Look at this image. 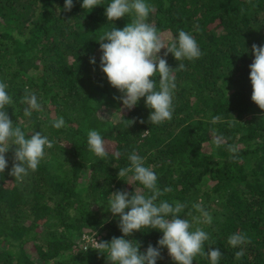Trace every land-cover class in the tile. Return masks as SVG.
Masks as SVG:
<instances>
[{"label":"trees","instance_id":"16d2710c","mask_svg":"<svg viewBox=\"0 0 264 264\" xmlns=\"http://www.w3.org/2000/svg\"><path fill=\"white\" fill-rule=\"evenodd\" d=\"M110 2L100 0L89 10L81 7L83 0H73L65 12V0H0V82L13 100L8 115L26 135L40 132L53 144L23 183L8 174L13 150L6 153L0 264H107L106 252L85 250L81 239L91 234L110 242L122 236L108 203L117 190L142 187L118 177L133 151L153 168L161 190L172 188L160 199L185 203L181 217L209 234L205 252L219 248L218 264H264V111L251 100L249 79L251 46H264V0H146L153 8L146 22L163 36L190 33L202 52L193 61L167 56L171 68L184 63L185 70L174 73L172 119L159 125L148 121L144 98L121 113L123 105L114 99L121 94L100 70L98 42L112 27L105 16ZM130 20L126 16L113 26L122 29ZM153 79L158 87L159 74ZM25 89L41 104L31 117L24 116ZM217 115L221 120L213 124ZM60 117L65 126L56 129L52 124ZM213 128L225 137L219 147L212 143ZM89 130L103 137L106 156L89 150ZM229 145L237 146L234 155ZM198 202L211 214L210 225L193 220ZM236 233L250 243L230 246L228 238ZM161 237L143 229L128 239L143 253ZM237 251L244 252L239 259ZM161 255L157 264H174L166 248ZM193 264L211 262L198 255Z\"/></svg>","mask_w":264,"mask_h":264},{"label":"clouds","instance_id":"9594fccd","mask_svg":"<svg viewBox=\"0 0 264 264\" xmlns=\"http://www.w3.org/2000/svg\"><path fill=\"white\" fill-rule=\"evenodd\" d=\"M99 4L100 0H83L81 7L92 10ZM73 7V0H65V12H70ZM151 11L153 8L146 0H111L105 7V16L112 27L104 32L98 42L102 53L99 67L110 86L121 94L114 97L123 105V109L119 110L121 113L124 109L132 110L144 98L145 106L150 110L148 121L159 125L172 119L176 89L174 73L185 70L184 63H178L175 69L171 68L167 56L171 54L176 61H193L200 58L202 52L195 38L184 30H180L178 36H163L158 32L154 25L146 22ZM126 16H130L131 20L125 27L120 29L113 26L114 21ZM162 49L166 51L159 55ZM251 52L254 56L249 76L251 100L264 111V46L252 44ZM89 62L95 65V57H91ZM157 73L158 87L153 79ZM7 88L6 83L0 82V174L9 166L6 153L11 149L13 161L8 174L16 182L23 183L30 171L38 169L45 156V148L50 149L53 144L40 132L26 135L21 127L13 123L7 112L13 103ZM21 102L28 105L24 109L26 117H31L33 110L41 109L36 95L28 89H25ZM220 120L221 117L217 115L212 118V123ZM129 122L131 125L135 120ZM140 123L144 121L140 120ZM52 126L56 129L64 127L63 117L57 118ZM210 132L212 143L217 147L225 143V137L218 134L216 129H210ZM147 133L143 132L145 135ZM87 144L95 155H107L105 141L98 131H88ZM227 150L234 155L238 148L229 145ZM127 158L130 166L119 169L118 177H129L130 182H138L142 187L132 193L117 190L110 194L108 208L114 217H118L122 236L113 237L110 242L94 239L95 250L101 254L106 252L103 255L106 256L107 264H157L162 259L161 250L165 248L174 264H193L198 255L208 257L211 264H218L223 255L219 248L210 247L205 252L204 245L210 238L209 234L200 227L193 228L192 222L181 217L187 205L160 199L170 193L172 188L166 186L161 190L153 168L146 166L144 158L135 151ZM192 208L199 213L193 217L197 224L212 223V216L204 209L202 202L194 203ZM143 229L159 231L162 237L157 241V246L149 244L142 253L140 244L128 237ZM245 243H250V240L244 233H236L228 238V244L232 247ZM243 255V251L235 253L237 259Z\"/></svg>","mask_w":264,"mask_h":264},{"label":"built area","instance_id":"2783aa9c","mask_svg":"<svg viewBox=\"0 0 264 264\" xmlns=\"http://www.w3.org/2000/svg\"><path fill=\"white\" fill-rule=\"evenodd\" d=\"M94 239H96L98 241V239L91 234L83 235L82 239H81L82 247L85 250L90 249V248H94Z\"/></svg>","mask_w":264,"mask_h":264},{"label":"rangeland","instance_id":"374dc122","mask_svg":"<svg viewBox=\"0 0 264 264\" xmlns=\"http://www.w3.org/2000/svg\"><path fill=\"white\" fill-rule=\"evenodd\" d=\"M170 35V33H166L164 36ZM113 145V144H112Z\"/></svg>","mask_w":264,"mask_h":264}]
</instances>
